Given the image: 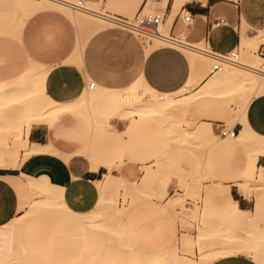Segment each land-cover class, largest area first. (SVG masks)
I'll return each instance as SVG.
<instances>
[{"label":"rangeland","instance_id":"obj_1","mask_svg":"<svg viewBox=\"0 0 264 264\" xmlns=\"http://www.w3.org/2000/svg\"><path fill=\"white\" fill-rule=\"evenodd\" d=\"M42 2L44 0H0V83L8 68L28 73L66 62L84 69L89 82H95V88H87L86 97L79 99L75 109L58 117L60 135L57 139L75 144L66 148L68 153H74L81 149L75 137L77 131L81 132L93 151L90 163H117L113 174L119 182L111 188L97 184L100 195L95 207L85 212L70 208L72 214L64 205H68L66 201H53L46 198L44 191L23 184L25 202L20 208L25 210L20 217L17 215L8 222L23 220L24 227L15 229L10 234L12 239L4 241L0 236V246H5L0 247V264H137L134 261L137 258H140L139 264H145L165 249L176 251L180 264H209L210 250L222 245L227 234L244 236V229L252 230L260 218L254 213L243 226L242 221L221 209L222 202L215 196L221 183L230 184L238 194L233 179L241 174L247 147L238 144L234 150L222 148V144L234 137L221 135L220 128L234 125L240 103L255 92V87L232 77L238 65H225L223 71L211 73L214 60L202 57L206 71L211 73L208 78L219 80L218 85H205V89L196 86L185 94L174 95L183 103L191 98L187 108L183 106L172 111L171 107L145 105L137 110L139 103L149 104L150 90L141 86V96L124 100L117 97L119 92L140 81L136 55L145 46L171 43L143 40L138 33L115 22L105 26L106 23L100 21L102 29L96 25H77L74 17L87 13L72 6L64 9L58 3L37 11ZM99 4L100 8L104 6L111 12L103 9L104 13L123 20L132 19L142 8L167 13V6L157 0H143L141 4L139 0H100ZM180 10L181 6L176 12ZM167 23L160 26L164 33L168 32ZM250 34H257L256 39L241 43L238 48L242 63L262 56L259 48L264 43V33L253 31ZM178 47L190 52L183 46ZM191 78L199 82V77ZM32 83L36 84L35 95L41 98L40 81ZM31 85L29 87L33 88ZM29 87L23 89L29 90L27 96L21 92L25 98L20 97L28 103L33 98ZM214 87L218 90H213ZM187 95L189 97H184ZM114 98L122 99L119 110L107 104L118 103ZM26 100H23L25 105L23 101L17 102L18 106L17 99L9 100L10 107L5 106L15 112V127L30 119L26 116L28 110H24L25 106L28 108ZM120 109L125 111L119 114ZM135 114L139 115L137 119L132 117ZM5 123L0 126V155L6 160L2 162L12 164L16 154L4 141L9 143L13 128ZM40 125L47 132L43 142L58 144L50 135L48 124ZM198 126L210 131L200 134ZM61 155L66 157L67 153ZM75 155L87 158L84 153ZM125 160L139 161L141 165L137 170L125 172L120 169ZM20 177L26 179L22 173ZM257 184L249 188L251 192L247 198L250 201L255 200L256 192L252 187ZM259 184V188L264 187ZM31 202L35 206L31 209L38 208L32 214L27 211L28 214L26 210H30ZM26 215L30 217L24 225ZM112 223L119 228L111 234L109 226ZM229 231L234 233H227Z\"/></svg>","mask_w":264,"mask_h":264},{"label":"crops","instance_id":"obj_2","mask_svg":"<svg viewBox=\"0 0 264 264\" xmlns=\"http://www.w3.org/2000/svg\"><path fill=\"white\" fill-rule=\"evenodd\" d=\"M142 1L139 0V4ZM157 1H162L164 6H167L165 24L168 22L167 31L170 36H182L187 43L198 46L200 44L199 47L204 46L213 52L226 53L239 48L244 29L248 35L253 31H264V0H185L181 3L179 12L176 11L180 6L177 5L178 7H176L174 0ZM102 7L105 9L104 6ZM39 8L41 9L37 11L50 7L43 8L40 5ZM59 10L71 17L65 11ZM186 11L192 15L190 25H187L182 17ZM71 19L73 20L72 17ZM259 50L264 53V43L261 44ZM261 57L264 59V56ZM136 61L140 68L141 80L151 89L159 92L177 91L193 75L199 77V82L193 89L196 86L201 88L211 75L210 72L206 71L204 59L200 61L202 64L194 69L189 53L171 44L145 46L136 55ZM45 69H47L44 80L45 92L58 103L73 104L82 97L87 88L89 89L87 72L73 63L59 62L53 67H45ZM26 73V70L19 71L8 68L3 72L0 85L10 86ZM74 109L75 106L66 107L48 122L33 124L29 133L30 148H33V151L25 156L26 151L23 150L17 166L0 168V225L10 221L25 210V208H20L21 204L25 202L23 184H27L32 188L31 178L46 177L51 183L54 182L59 185L62 187L64 200L69 207L77 212H85L94 208L98 202L100 191L96 181L100 178L103 179L108 174L117 177L113 174L115 167L110 162L90 163L89 159L93 160V151L91 145L82 138L81 132L77 131L75 136L81 149L74 153H68L66 148L72 145L76 146L75 144L65 140L58 141L57 137L60 135L57 123L58 117L67 115ZM138 116L135 114L132 117L137 119ZM236 118V122L232 127L238 133L249 127L264 137V92L250 100L245 113V121L239 115ZM40 124H48L50 135L52 134L54 141L57 140L58 144L53 141L43 142L47 132L45 127ZM66 153L70 155L62 157L61 154ZM75 153H84L87 158L75 155ZM258 164L264 165V155L259 156ZM139 165H141L139 161L125 160L124 165H120V169L128 172L130 169L137 170ZM21 173L26 179L20 177ZM232 194L238 201L239 207L253 211L254 199H252V203L239 190L238 194L232 190ZM258 216L260 218L254 228L251 230L247 227L244 231L264 233V217ZM245 221L246 219L242 221L243 226ZM227 233H234V231ZM209 264L261 263L245 253H233L217 257Z\"/></svg>","mask_w":264,"mask_h":264},{"label":"bare ground","instance_id":"obj_3","mask_svg":"<svg viewBox=\"0 0 264 264\" xmlns=\"http://www.w3.org/2000/svg\"><path fill=\"white\" fill-rule=\"evenodd\" d=\"M88 1L91 3L89 6L87 4ZM165 1H167V0H165ZM184 1L185 0H174V4L176 5V7H178V6H181V3H183ZM42 3L43 4H41V7H49L52 5V3H58V5H62L59 7H62L64 9H67L66 7L70 6L68 3H66L65 1H61V0H44V2H42ZM99 3H100V1L87 0L86 1V7L88 10L83 11L84 13H87V14L86 15H83V14L76 15L74 17L75 23L77 25L79 24V25H82L85 27H91V26L96 25L100 28L103 26V24H101V23L99 24L100 21L101 22L104 21L106 23L105 26L108 23H112V22L125 25V22H124L125 20L121 19L120 17H118V16L116 17L115 15L104 13L102 11L103 7L100 8ZM173 13H175V12H173ZM244 30L242 31L241 43H246L248 41L256 39V36L258 33L251 36V34L248 35L246 33V31H244ZM258 32L264 33V31H258ZM164 34L166 36L169 35L168 32L164 33ZM155 39L166 42V43L169 42L168 38H164V39L163 38H155ZM199 46H200V44H199ZM199 46L198 45L185 46V48L189 49V51H190L189 57L191 59L192 66L194 69H196L199 64H202V62L200 63V61H202V57L208 56L209 58H211L209 55H207L202 50V49H205V47H199ZM201 46H203V45H201ZM242 64L237 66L238 71L236 70V71H234V73L232 72L233 75L231 73H229V74H231L234 79H238V80L244 82L245 84H248L252 87L253 86L255 87V92L252 95H250L248 98L243 100L239 105V109H240L239 111L240 112L238 111L239 112L238 115L240 117H242L241 119L243 121H245V113H246V109H247V106H248L250 100L254 96H256V95H258L264 91V59L261 56L257 55V57H255V59H252L249 63H242ZM46 73H47V69H45V68H42L38 71L32 70V71L28 72L27 74H25L17 82L15 80V83H13L10 86L0 85V118H1L0 119L1 120L0 126L4 125L2 123H5V121H7V120H8V122L5 124L8 125V123H9V125H12V128H13V130L11 129L12 135H11V137L9 136L11 140L9 141V143H8V141H6V142L4 141V143L7 144L8 147H10V150H12L16 154V160L12 164H10L8 162H2L3 158L0 155V167H3V168L15 167L20 162V158H19V152L20 151L25 150L26 151L25 156H28L33 151V148H30L31 146H30V140H29V133H30V130H31V127L33 124L48 122L51 118H53L56 114L61 112L63 109H65L66 107L75 106L77 104V102L79 101L78 100L77 102H75L73 104L64 105V104H61V103H58V102L52 100L47 95V93L45 92V89H44V80H45ZM193 77H194V75H193ZM228 80L229 79H227V81ZM35 81L36 82L40 81V86H41V91H42V97L41 98H37V96L35 95V91L37 88L35 86L36 84L32 83V82L35 83ZM218 81L219 80L209 79L203 86H201V88L204 87V89H205V85H211V86L218 85L219 84ZM31 83L33 85H31ZM197 83H198L197 81L195 82L194 79L190 77V79L187 81V83L185 85H183V87H181L177 91L159 92L157 90L151 89L140 78L139 82L130 86L129 88H127L123 92H119L117 94V97H120V98L122 97L124 100V98L129 99V98H133L134 96H141V95H143V90H141L140 88H142L141 86H143V87H145V89H148L151 91V93L149 94V98H148L149 104H145L144 102L139 103L138 104L139 108H137V110L138 109L141 110L142 108L145 107V105H148V106L156 105V107H158V108L171 107V109L173 111L174 109L177 110L178 108L183 107V106L187 107V105L191 102V98L188 99L186 101V103L185 102L184 103L179 102L180 98L178 99L177 98L178 96L174 97V95H176V94L181 95L182 93L185 94V93L189 92L191 89H193V87ZM30 85L33 86V88L32 87L30 88L29 87ZM27 87H29L28 89H30V92L33 94L32 100H29V95H28V100L30 101L29 103L26 99H23L25 97L23 96V94H21V92H24V94H26V93L28 94L29 90L27 92H25V90H23V89H27ZM89 88H91V87H89ZM93 88H95V86ZM207 89H210V87ZM213 90L217 91L218 89H215V87H214ZM202 91L205 92V90H203V89H202ZM27 94H26V96H27ZM19 95H21V96H19ZM86 95H87V91H85L83 93L82 97H84V96L86 97ZM20 97H23V98L20 99ZM101 97H103V94ZM114 97H116V96H114ZM184 97H189V96H184ZM120 98H118V99L114 98L118 101V103H110V102L107 103V101H104L102 99L101 100L106 102L108 105L110 104V106H111V104L113 106H116L115 109L119 110V107H120L119 102L122 101V99H120ZM16 99H17V101H15L16 105H17V102L20 103L23 100L27 101L28 108H27V106H25L24 110H25V108H26V110H28V114L26 116H29L30 119L26 123H24V124L20 123V124L16 125V127H15V126H13V124L15 123V121H14L15 120V116H14L15 112L7 109L8 107H10L7 103H9L11 100L14 101ZM18 99H19V101H18ZM30 99H31V97H30ZM24 101L22 104H24ZM108 101H109V99H108ZM113 102H114V100H113ZM5 106H7V108ZM14 106L15 105L12 104L11 107L14 108ZM124 111H125L124 109H120V111L119 112L117 111V113L121 114ZM173 115H174V113H173ZM176 118H178V116ZM202 122H201V124H202ZM172 124L173 123L171 122V125ZM206 126H208L207 123H206ZM7 129L5 131H7ZM196 129H197V132L200 134H204L207 131H210V129L205 127V126H198ZM4 134H5V132H4ZM0 143H1V140H0ZM2 143H3V141H2ZM238 144H241L244 147L246 146L247 151H246L245 164L242 168L241 174L237 178L233 179V184L237 186L238 190L241 191L242 194L244 193V195L248 197L250 195V192H251V190L249 192V188H251V185L253 183H258V184L261 183L264 185V165L258 164L259 156L264 155V137L257 134L251 128L247 127L244 130H242L241 132L237 133L233 139H231L227 143L222 144L221 147L226 149V150H234ZM7 145H6V148H8ZM0 147H1V145H0ZM32 147H34V146H32ZM4 157H5V155H4ZM3 161H6V160L3 159ZM115 164H117V163H115ZM30 181H31V185H32L33 189H36V190L39 189L41 191H44V194L46 193V195H45L46 198L51 199L53 201L60 202V203H65V200L63 197L62 187H60L58 185H56V186L53 185L46 177H42L40 179L31 178ZM96 182H97V184H99L100 187H103V188L110 187L111 188L113 186H117L116 183L119 181L117 180V178L115 176L108 174V175H105V177L103 179L98 180ZM257 185H256V187H254L255 185L252 187V188H254V190L256 192V193L254 192L256 194V196H255V200H254L253 211L244 210L241 207H239L238 201L233 197V194L231 192V185L230 184H222L221 183L220 186H217L218 189H216V192L217 191L218 192L215 196L217 198H219L222 202L221 209L225 213H227V215L231 216L232 218L243 221L244 219L250 218V216L253 215L254 213H257V214L261 215L262 217H264V187L259 188ZM263 185H261V186H263ZM259 186H260V184H259ZM260 189H262V190H260ZM39 193L41 194V192H39ZM44 194H42V195H44ZM34 202H36V201L34 200ZM34 202L33 203L31 202L33 205L32 204L29 205L30 208L29 207L28 208L30 210L27 209L26 212L30 211L32 214L33 213L32 211L37 210L38 207L31 209V206L35 207ZM64 205H65V207H67V211L72 214L70 207L66 204H64ZM27 213L29 214V212H27ZM19 217H20V215H19ZM19 217H17V218H19ZM29 217L30 216H28V215L25 216L24 225H26ZM23 222H24L23 220L18 219L15 222H6V223L0 225V236L3 239H5L4 241H6L7 239H10L12 237L11 235L14 233L15 229H17V228L21 229ZM85 222L87 223V222H89V220H85ZM113 223L111 226H109V230H110L111 234L113 232H117V229L119 228L118 227L119 225H113ZM22 227H24V226H22ZM243 232H244V236L241 234H239V235L236 234L234 237L231 234H230L231 236H228V234H227L224 237V241H223L222 245L215 247V248L210 250V251H212V254L208 260L209 261L208 263H210L213 259H215L217 257L224 256V255L233 254V253H245L247 255L252 256L259 263L264 264V233L263 232L262 233L257 232V231L256 232L254 231V233H251L250 231H243ZM228 237H230L232 240H230ZM251 237H253V239ZM226 240H228V241L226 242ZM0 244H1V242H0ZM0 247L3 248L5 246H0ZM2 248H0V249L2 250ZM0 255H2V253ZM137 259H134V261L137 264H139L138 261H140V258L138 260ZM180 261H181L180 256L176 251L170 252V251H167L165 249V251L163 250L162 253L155 255L153 258L148 260L145 264H180Z\"/></svg>","mask_w":264,"mask_h":264},{"label":"built area","instance_id":"obj_4","mask_svg":"<svg viewBox=\"0 0 264 264\" xmlns=\"http://www.w3.org/2000/svg\"><path fill=\"white\" fill-rule=\"evenodd\" d=\"M72 6L74 9L81 11H87L86 1L87 0H63ZM185 23L190 25L192 23V15L189 12H184L182 15ZM125 26L140 35L143 40L151 41L155 38H168L171 45L174 46H189L191 44L187 43L182 36H166L160 26L165 23V14L160 11H144L142 8L132 19H127L124 21ZM192 46V45H191ZM207 55H209L214 63L212 64L211 73L223 71L225 65H241L240 55L238 49H233L232 51L226 53H217L209 49H202ZM259 53L264 56V53L259 50ZM95 83L92 81L89 83V87L93 88ZM221 135L234 137L238 131L231 127L228 128L222 125L220 128Z\"/></svg>","mask_w":264,"mask_h":264}]
</instances>
